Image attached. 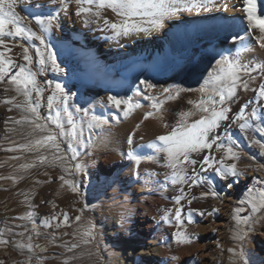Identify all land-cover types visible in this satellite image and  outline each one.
Returning a JSON list of instances; mask_svg holds the SVG:
<instances>
[{
    "label": "rangeland",
    "instance_id": "rangeland-1",
    "mask_svg": "<svg viewBox=\"0 0 264 264\" xmlns=\"http://www.w3.org/2000/svg\"><path fill=\"white\" fill-rule=\"evenodd\" d=\"M224 2L225 0H214L210 5L181 10L174 13L175 15L170 14L163 18L154 32H145V34L143 32L140 37H134L129 41L123 42L126 37H120V42L113 52L118 55V58L103 66L102 63L96 64L90 69L85 67L90 64L87 52L91 47L74 43L72 37V34H75L78 39L87 42L92 38L85 31L76 32L77 28L67 27L62 17L59 23H53L51 29L44 33L45 41L51 50L55 44H64V46L58 51L59 57L56 58V63L62 71L53 70L49 63L45 66L44 74L37 76V81L45 89L39 111L42 117L53 114L47 107V96L52 94L55 84H60L63 95L68 97L67 104L61 107H67L68 112L71 113L77 133L76 141L66 136L61 139L60 146L63 154L68 157L72 155V152L68 150L69 143L73 145L77 153V159L69 163L80 164L81 170L66 178L75 181L79 194L73 193L67 186L61 187L62 181L59 177L65 173L62 171L61 163L53 161V149L40 148L25 151L19 147L30 139L47 135V132L33 133L29 124L15 123L22 114L29 115L13 106L21 102L23 97L16 96L13 104L3 103L2 101L16 93L11 90L5 91L6 88H10L6 80L0 83V233H2L0 239L8 241L7 245H0V264H37V260L39 264H65V262L67 264H147L141 253L147 250L148 244H154V242L148 238V229L139 231L137 222L131 219L133 217L137 219V216L141 215L138 214L139 207L142 204H149L150 198L165 199L167 204L157 210L148 226L164 224L170 228L169 243L162 239L158 244L165 249L169 248L170 255L174 257L183 252L182 264H241L234 253L228 251L229 249L242 252L246 264H264V240L259 239V235L264 231V210L253 214L248 204L240 203L241 200L248 198L250 190L252 195L264 191V155L258 147L251 144L252 139L264 142V137L259 133L258 135L254 130H249L248 137L251 136V139L246 140V146L242 143L238 144L237 150L241 152V159L236 163L243 175L222 179L213 170L199 171V165L196 166L197 174L204 178V182L191 189L192 193H197L194 195L197 199L193 200L195 202L192 204L199 205H196V208L204 211L205 214L201 216L194 212L195 222L186 224L188 233L193 236V242L184 245L176 243L173 238L176 228L172 211L175 212L177 206L183 208V204L187 203L193 195L188 194L180 205H176L175 197L181 193L174 194L178 185L174 186L167 180L170 170L166 166L163 155L147 147L137 155L142 159L139 164H136L134 160L128 162L123 158L120 159V155L116 156L114 149L108 147L107 143V139L121 125L130 124L133 135L142 128H147L149 132V127L152 131H159V135L170 131L180 112L192 110L189 101H197L201 97L196 90L204 84L209 72L215 67L216 60L222 55L234 56L242 44L250 46L248 45L250 40L233 41L234 36H243L245 30L230 32L228 29L224 34L215 33V24H218L215 16L233 17L220 13L222 11L220 6ZM65 9L70 14H75V5L72 0L67 1ZM60 10L62 9L58 3L52 4L49 0H23L16 6V11L21 16H27L29 20L38 16L40 12H61ZM257 10L258 15H264V0H257ZM189 11L211 12L208 16L210 21H207L201 30L190 24H182L181 21H173L175 16ZM104 12L116 17L110 10ZM170 21L172 22L170 25L175 23L177 25H174V28L167 27ZM28 26L34 31H39V26L34 20ZM106 34L102 33V40L112 39V34ZM5 40L12 48L13 59L18 64L24 63L20 59V47L18 45L13 47L12 38H5ZM33 43L39 45V41ZM77 52L82 53L84 57L77 58ZM30 53L35 60L34 49H30ZM244 54L241 53L240 56L242 63H264L263 59L253 61L250 56ZM253 76L255 79L250 82L249 89L238 90L237 99L230 104V118L222 124L227 128L228 134L230 129L239 130L237 125H231V117L246 103L248 104L246 112L256 108L257 113H263L262 120H264V108L259 106L260 102L257 101L253 91L264 84V74L256 72ZM141 80L155 87L146 89L145 85L140 83ZM46 81H50L51 84L45 83ZM164 88H169L174 94L177 89L193 91L180 92L177 99L168 101L165 100ZM149 95L156 97L157 100H165V103L161 113L145 119L147 112L154 111L151 108L153 101L146 99ZM109 96L122 100L131 97L132 102L138 103L140 107L135 108L128 116H124L123 105L120 109L110 105ZM10 108L11 111H9ZM77 109L81 111L77 112ZM85 110L88 112L87 116L84 115ZM200 115L197 113L191 119H198ZM92 116L107 123L89 129L87 122ZM262 120L254 126L257 124L264 126ZM62 123L65 131L71 130L66 115L62 116ZM228 125L231 127H227ZM49 128L56 131L54 125H49ZM143 129L142 131L146 133ZM218 133L221 140L225 142V129H218ZM152 140V142L155 141V139ZM106 154L111 163L108 166L102 162ZM203 154H208V150H205ZM39 155L47 156L48 161L41 164L37 159ZM202 155L195 158L202 159ZM212 155L219 158L220 153L213 149ZM149 156L153 159L148 160ZM26 163H35V167L20 168L21 164ZM206 172L211 173V176L214 175L213 179H207ZM229 183L231 187L228 186ZM209 187L220 193L219 198H213L211 195L200 197V193L208 192ZM229 201L232 202V207L230 212L226 213L225 209ZM238 208L244 210L237 213ZM212 209L217 211L212 212ZM28 211L35 213L33 219L37 224L39 236L31 231L32 224L29 221L18 219ZM62 213H67L68 222L66 225L56 227L58 222L63 221ZM182 214L184 215L183 210ZM53 215L57 217V221H51V227H44V218L48 217L51 220ZM117 215L120 219L116 218ZM166 215L169 217L168 221L163 219ZM237 215L251 217L254 220L248 225H240L244 233L243 240L235 238ZM77 216L81 217L79 222L75 220ZM227 216L228 225H224L227 232L224 228L219 230L221 220ZM183 217L186 223V216ZM89 221L94 225V239L84 244L79 233ZM199 229L203 230L200 232ZM20 232H24L25 235L19 236ZM29 235L32 237V243L39 244L45 251L35 248L32 253H28L26 249L21 252L14 247L15 241L27 242ZM73 243L78 244L79 247L68 251L65 244L70 247ZM137 247H141L142 250L139 252ZM133 249L139 254L135 255ZM158 261L156 258L155 263Z\"/></svg>",
    "mask_w": 264,
    "mask_h": 264
},
{
    "label": "snow or ice",
    "instance_id": "snow-or-ice-1",
    "mask_svg": "<svg viewBox=\"0 0 264 264\" xmlns=\"http://www.w3.org/2000/svg\"><path fill=\"white\" fill-rule=\"evenodd\" d=\"M18 2H23V0H0V49H3L0 51V83L6 80L10 88H6L5 91L11 90L16 93V95L2 102L13 104V101H16V96L23 97L21 102H17L13 106L20 109L22 113L29 115L22 114L21 118L16 120L15 123H27L32 127L33 133L37 131L47 132V135L30 139L27 143L19 145V147L25 151L39 150L40 148L53 149V161H59L62 165V171L65 173V175L59 177L62 181L61 187L67 186L73 193L79 194V188L75 181L66 178V176L71 177L81 170L82 166L80 164L72 165L69 163V161L77 159V153L73 145L69 143L68 150L72 152V155L68 157L66 154H63V149L60 146L61 139L66 136H69L72 141L77 140L76 125L73 122L72 115L68 112L67 107H61V105L67 104L68 97L63 95V89L60 84H55L52 94L47 96V107L50 113L53 114L42 117L39 111L45 89L37 81V76L44 74L45 66L49 63L53 70L57 72L62 71L56 63L54 53L44 38V33L51 29L55 17L48 16L41 18L40 16H34L32 20H29L27 16H21L16 11ZM213 2L214 0H77L79 7L76 15L86 17L83 22L88 24L91 22V17H95L98 20L102 19V13L110 10L119 20L117 22H110L104 19L103 30L107 31L110 29L113 33L111 38L117 39L122 36L127 37L132 33L149 32L157 27L164 17L170 14L181 10L200 8ZM51 3H58L61 9L67 7L66 0H51ZM243 4L247 36L251 37L259 48L264 49V15L257 14V0H243ZM33 20L39 26L38 32L28 26ZM144 24H148L150 27H144ZM5 38H12L14 41L13 47L17 45L20 47V59L24 63L18 64L13 59L11 55L12 48L8 46ZM245 39L246 36L242 35L233 37V41L239 40L242 42ZM34 41H39V45L34 44ZM30 49H34L35 60L33 54L30 53ZM251 50L250 47L242 44L234 56L222 55L220 59L216 60L215 67L209 72L204 84L196 90L201 94V97L197 101H189L192 105V110L180 112L175 125L171 127L170 131L157 136L155 141L149 145V148L155 153L163 155L166 166L170 170L167 180L174 186H187V192L181 187V195L175 197L176 205H180L181 201L186 199L194 186L204 182L197 174V165H199V171L213 170L222 179L243 175L236 163V161L241 159V152L237 150L239 145L232 135L227 133V128L225 129L227 143L221 140L218 129L221 128L224 122L229 120L231 112L230 104L237 99L238 90L249 89L250 82L255 79L253 73L259 72L264 74V63L245 64L241 62V53L250 52ZM34 68L37 70L34 71ZM45 83L51 84L50 81H46ZM140 83L144 84L146 89L155 87L144 80H141ZM185 91L193 90L177 89L174 94L169 88L163 89V93L166 94L165 100L168 101L177 99L179 93ZM253 91L255 92L257 101L260 102L259 106L264 108V84ZM146 99L153 101L151 108L154 111L147 112L144 117L145 119L163 111L165 100H157L156 97L151 95L147 96ZM108 102L117 109H120L123 105L122 111L124 116H128L135 108L140 107L138 103L132 102L131 97L122 100L117 99L115 96H109ZM247 107L248 104L246 103L239 108V111L231 117V125H237L241 133L246 134L249 130H254L264 137V126L260 124L254 126L252 123V121L257 119L256 108H253L251 112H246ZM9 111H11V108ZM79 111L81 110L77 109V112ZM197 113L201 114L199 118L191 119ZM64 115L67 116V123L71 125L70 131H65L63 126L62 116ZM84 115H88L87 110L84 111ZM106 123L107 121H101L98 117L92 116L87 122V126L91 129ZM262 123H264V120H262ZM49 125H54L56 131L49 128ZM231 125L227 127H231ZM165 127L168 126L165 125ZM127 142L129 145L133 143L132 135L128 136ZM251 144L258 147L261 154L264 155V142L252 139ZM213 149L215 152L220 153L219 158L212 155ZM8 150L12 151L14 149ZM205 150H208V154H203ZM200 155H202V159L195 158ZM128 156L136 164L141 162L142 158L137 156L133 151H129ZM12 159H17V157H12ZM37 159L41 164L48 161V157L44 155H39ZM147 159L152 160L153 157L149 156ZM249 159H252V157H249ZM229 161L232 162L229 163ZM32 167H35V163L20 165L22 169ZM8 178L12 179V177ZM228 186L231 187V183ZM208 195H211L213 198H219L220 193L212 190L211 187H209L208 192L200 193L201 198ZM196 199V196H192L191 199L187 200V203L191 205L193 200ZM240 203L248 204L253 214L259 213L261 210H264V191L259 192L257 195H252L250 190L248 198L241 200ZM243 210L242 208H238L236 212L239 213ZM215 211L217 209H212V212ZM193 212L201 216L205 214L200 209L189 208V214L185 223L182 208L179 206L175 208L172 219L175 221L176 231L173 232V238L176 243L184 245L193 242V236L188 233L186 227V224L190 225L195 222L191 217V213ZM208 214L210 215L211 213ZM34 215V212L28 211L18 217V219L29 221L32 224L31 231L39 236L37 224L33 219ZM62 215L63 221L58 222L56 227L67 224V213H62ZM163 219L168 221L169 217L166 215ZM75 220L79 222L81 217L77 216ZM51 221H57V217L53 215L51 220L45 217L43 226L51 227ZM252 222L254 220L251 217H239L237 215V233L235 238L243 240L244 233L240 225H248ZM25 231H27V228H25ZM79 234L82 237V243H90L94 239V225L89 221ZM18 235L23 237L25 233L20 232ZM7 244L8 241L0 239V245ZM14 247L21 252L26 249L28 253H32L35 248H40L42 252L45 251L39 244L34 245L32 243L31 235L27 237V242L15 241ZM65 247L68 248V251H72V249L79 247V245L73 243L69 247L65 244ZM228 251L234 253L241 261V264H246L242 252H236L234 249H229ZM37 264H39V260H37Z\"/></svg>",
    "mask_w": 264,
    "mask_h": 264
},
{
    "label": "bare ground",
    "instance_id": "bare-ground-1",
    "mask_svg": "<svg viewBox=\"0 0 264 264\" xmlns=\"http://www.w3.org/2000/svg\"><path fill=\"white\" fill-rule=\"evenodd\" d=\"M49 1L51 2V0H49ZM67 1L68 0H66V2ZM72 1H73V4L75 5V14L74 13L70 14V12L64 8V9L60 10L61 12H57V11L40 12L38 14V16L44 17V18L48 17V16H53V17H55L54 24L59 23L60 18L63 17L64 23L67 27L77 28L76 32H78V30L85 31L89 35V37L93 39V41H94L93 43H92V39L88 40L87 42H84L81 39H78L75 34H72L74 43L80 44V45L82 44L83 47H91V48H89V50L87 52V54L90 57V64H88L86 67L84 66L85 68L90 69V68H93V66L96 64L99 65L102 63V66H103V65H106V63L114 62L118 58V55L114 54L113 52H114L115 46L118 45V43L120 42V37L117 39L112 38V39H107V40L106 39L102 40L101 37H102V33H107L106 35L112 34V36H113V33L111 30H109V31L103 30L104 29V22H103L104 19H107L110 22H117L119 20V18L117 16L113 17V16L109 15L107 12L106 13L103 12L102 13V19L98 20L95 17H91L90 18L91 22L88 24H85L83 21L86 17L76 15V12H77L78 7H79L77 4V0H72ZM220 8L222 9V11L220 13H223V14L229 15V16H233V17L223 18L222 16H215L218 19V20H216V21H218V24H215L216 25L215 33L217 32L218 34H222V33L224 34L228 31V29H230V32H231V30H234L235 32H237V31L243 32L245 30L243 36H246V40H250V42H248V45H250L249 47L252 50L250 52H246L244 55L250 56L253 59V61H254V59H256V60L263 59L264 60V58H263L264 57V49L259 48V46L255 44V41L252 40L251 37L247 36L246 20H244L245 13L243 12V8H244L243 0H225V2L220 6ZM210 13L209 12L189 11L183 15H180V16L177 15L174 18L173 17L172 18H173V21H176V20L181 21L182 24H190V25L194 26L196 29L201 30L204 28L205 23H207V21H210V19L208 17ZM211 21H214V20H211ZM170 23H172V22L170 21L169 24L167 25V27L173 26L172 28H174V25H177L176 23L170 25ZM143 26L144 27H150V25H148V24H144ZM156 29H157V27H155L153 30H151L149 32H154ZM142 33L143 32L132 33L129 36H127L126 38H124L123 42L129 41L130 39H132L134 37H138V36L140 37V35H142ZM144 34H145V32H144ZM152 34H154V33H152ZM122 38H123V36H122ZM102 43H105V44L102 45ZM63 46H64V44H55L53 46L52 52L54 53L56 58L59 57L58 51L60 49H62ZM61 54H63V53H61ZM82 55L83 54L80 52L76 53L77 58L84 57V55L83 56ZM262 114L263 113H260V112L257 113V119L255 121H252L253 125L255 123H258L259 121H261L263 119ZM142 129L139 132H137V134L135 133L136 135H133V131L131 129L130 124L119 126L118 128L115 129L114 133L107 139L108 147H112L114 149L113 152L116 153L115 155L116 156L120 155V159L123 158L124 160H127L128 162H132L133 160L128 156L129 151H133L136 155H138L142 151V149L149 147L148 145L151 144V142L153 141L152 139H155L156 136L160 134L159 131L157 132L154 129H153L154 131H152L150 127H149V130H150L149 132H148L147 128L143 129L146 131V133H144V131H142ZM221 129L224 130V129H226V127L223 125L221 127ZM229 132L232 135L233 139L236 140L237 144L242 143L246 146V140L251 139V136L248 137V132L245 134V133H241L239 130H234V129H230ZM255 133L258 134V132H256V131H255ZM129 135H132V137H133V143L131 145H129L127 142ZM225 143H227V141H225ZM102 162L107 166L111 164L109 162V156L107 154H106V156H104L102 158ZM203 174H205V173H203ZM210 174H208V173H207V175L205 174L207 179H213L214 175L211 176ZM198 176L202 180H204V178L200 174ZM181 187H183V186L178 185L175 188L176 192L174 194L181 193L180 192ZM184 190H185V192L188 191L187 188H185ZM188 194H191L194 196L197 193L189 192ZM166 204H167V202L165 199H160V200L157 199L156 200V199L150 198L149 204L148 203L142 204V206L139 207L138 214H141L140 215L141 218L138 219V217H140V216H137V219H136L132 216L133 218L131 219L132 221L137 222L139 231H142L144 228H147L148 232H149L148 238L154 242V244H148L147 250L145 252L141 253L143 255L144 261H146L147 264H182V260H183V256H184L183 252L178 254L177 257H174V255L173 256L170 255L169 248L165 249L164 247H161L158 244L162 239H164L167 242L170 240V237H171L170 228L164 224L160 225V226H154L153 224H151V226H148L149 221L151 219L153 220V215L157 212V210L161 209L162 206L166 205ZM183 205L184 206H182L183 207L182 210H183L184 215L186 216V220H187V216L189 214L188 209L189 208L197 209L196 208L197 204L189 205L188 203H185ZM197 206H199V205H197ZM231 207H232V202L229 201L226 205L225 212L229 213L230 212L229 210ZM172 212L174 213V211H172ZM195 216L196 215L194 212L191 213L192 219ZM116 218L120 219L119 215H117ZM227 220H228V216L224 217L221 220V224L219 225L220 226L219 230H223L225 224L228 225ZM202 230L203 229H201L200 232ZM132 231L134 232V229H132ZM225 231L227 232L226 229H225ZM259 239L264 240V231L261 232V234L259 235ZM168 245L171 246V244H168ZM137 248H138L137 250L139 252H140V250H142L141 247H137ZM132 251L135 253V255L139 254V252H137L135 249H133ZM156 258H157V260H159L158 263H155Z\"/></svg>",
    "mask_w": 264,
    "mask_h": 264
}]
</instances>
